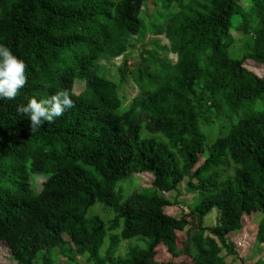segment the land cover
Listing matches in <instances>:
<instances>
[{"label":"trees","instance_id":"1","mask_svg":"<svg viewBox=\"0 0 264 264\" xmlns=\"http://www.w3.org/2000/svg\"><path fill=\"white\" fill-rule=\"evenodd\" d=\"M147 1L0 0V44L26 73L16 97L0 100L4 264H56L60 255L66 264L84 255L94 264H227L236 250L229 237L252 213L260 216L255 244H264V75L245 66L264 65V0H153L160 21L148 26ZM235 29L251 36L236 57ZM148 33L169 46L141 50L131 70L127 59L118 66L138 89L127 105L100 59L127 57L131 38ZM54 91L69 92L73 107L32 132L18 108ZM221 120L210 139L203 127ZM133 173L150 175L155 190L123 199L116 185ZM183 180L198 198L169 215L157 191H176ZM96 203L114 212L111 220L88 214ZM214 208L218 220L205 226ZM120 228L116 242L148 241L116 261L102 258L106 237ZM163 249L170 258H158Z\"/></svg>","mask_w":264,"mask_h":264},{"label":"rangeland","instance_id":"2","mask_svg":"<svg viewBox=\"0 0 264 264\" xmlns=\"http://www.w3.org/2000/svg\"><path fill=\"white\" fill-rule=\"evenodd\" d=\"M158 7L153 0H148L144 7L143 12L145 16V24L148 26L150 23L157 24L160 20L161 13L158 12ZM235 23H237L235 19ZM232 34L235 38L234 46L231 50V54L233 56H242L246 49L244 47V43H246L250 39V35L243 34L242 31L235 29L232 31ZM131 45L128 49L127 57H118L115 59L101 58L100 64L103 68V73L110 78L112 81L120 83L119 94L122 98L125 99L126 104L128 105L134 96L137 94L138 89L136 87L135 82L132 80L129 74H122L117 71L118 66H120L125 59H127V65L129 69H133L141 60L140 54L143 49H152L158 48L157 42L160 43L161 46H169L168 40L165 36H153L148 33L146 35V39L144 41H139L138 37L131 38ZM160 50V49H158ZM164 52L160 51L162 55ZM170 58L176 60V56L173 54H169ZM245 66L250 71L258 74L264 75V65L259 64L253 60H247L245 62ZM86 89L84 81H76L74 86V91L76 94H82ZM260 105L261 102H258ZM224 122V120L216 121L213 125L203 127L204 132L209 135L211 132L212 135H217L219 126ZM147 133L142 131V137H145ZM210 138V135L208 136ZM211 139V138H210ZM152 177L150 175L143 174L142 176L133 173L126 179L119 181L116 185V190L121 191V195L123 199L129 198L132 193L135 191H154V188L150 187ZM42 179H32V186L35 191H39L41 188ZM157 193L166 199H168L171 205L165 208V211L169 215L173 216H181L183 213L188 211V207L193 206L194 202L198 198V194L190 189L187 185V181L183 180L179 184V189L171 192H162L157 191ZM89 215H99L103 220L108 221L114 215V212L111 209L105 208L102 204L96 203L88 212ZM219 212L217 209H213L208 213L206 218L204 219L205 226H215L218 220ZM260 220V216L258 213H252L248 217H244V226L241 231L232 233L230 235V242L235 245V254L229 255L226 259L227 264H255L258 260L264 258V244L256 245V231L257 225ZM121 230L118 229L110 233L105 241L104 245L100 250V255L102 258H106L108 255L113 257V260L116 261L118 256H124L128 251L130 246H143V244L148 241V239H143L140 241L138 237H132L126 240H119L116 242V237L111 235L117 234ZM188 237L186 231L180 232L178 234V239L181 241L183 238ZM115 239V240H114ZM7 248L0 244V264H4L1 262V258L3 255H7ZM225 253V250H222ZM158 258L160 260H166L170 258L166 251L163 249L159 254ZM180 259V258H179ZM67 260L64 256L60 255V259L56 261V264H66ZM78 264H94L92 261L88 260V256H78L77 258ZM10 264V263H9ZM113 264V263H107Z\"/></svg>","mask_w":264,"mask_h":264},{"label":"clouds","instance_id":"3","mask_svg":"<svg viewBox=\"0 0 264 264\" xmlns=\"http://www.w3.org/2000/svg\"><path fill=\"white\" fill-rule=\"evenodd\" d=\"M26 83L25 63L11 49L0 44V100L14 99ZM73 107L67 91H54L47 97H33L18 108L29 121L30 130L37 131L44 123H52Z\"/></svg>","mask_w":264,"mask_h":264}]
</instances>
